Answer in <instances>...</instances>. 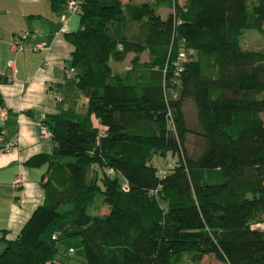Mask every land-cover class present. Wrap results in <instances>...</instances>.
Wrapping results in <instances>:
<instances>
[{
	"label": "trees",
	"instance_id": "trees-1",
	"mask_svg": "<svg viewBox=\"0 0 264 264\" xmlns=\"http://www.w3.org/2000/svg\"><path fill=\"white\" fill-rule=\"evenodd\" d=\"M75 14L68 82L86 102L45 117L55 149L27 161L48 166L44 201L0 264H71L60 222L81 264H264V48L240 42L264 39V0H80ZM89 163L102 176L87 183Z\"/></svg>",
	"mask_w": 264,
	"mask_h": 264
},
{
	"label": "crops",
	"instance_id": "crops-1",
	"mask_svg": "<svg viewBox=\"0 0 264 264\" xmlns=\"http://www.w3.org/2000/svg\"><path fill=\"white\" fill-rule=\"evenodd\" d=\"M54 2L0 0V107L8 110V118L0 122V251L4 248L3 238H15L44 201L42 183L48 166H31L27 161L36 155L52 154L55 142L52 136L40 135L38 117L56 114L74 100L86 102L65 78L66 69L72 66L73 50L65 34L80 27L79 15L65 4L53 7ZM121 27L118 23L117 34ZM25 30H37L38 34L25 42L24 50L12 51V41ZM34 42L43 43L44 48L28 49ZM143 55L141 61H147V55L142 60ZM133 57L129 53L124 61H111L113 70L126 74ZM53 92L62 97L61 102L52 98ZM11 141L15 145L5 150L4 144ZM18 176L22 182L15 187L13 181Z\"/></svg>",
	"mask_w": 264,
	"mask_h": 264
},
{
	"label": "rangeland",
	"instance_id": "rangeland-1",
	"mask_svg": "<svg viewBox=\"0 0 264 264\" xmlns=\"http://www.w3.org/2000/svg\"><path fill=\"white\" fill-rule=\"evenodd\" d=\"M125 8V7H124ZM169 12H173L169 10ZM160 14L162 17L167 16L166 10H161ZM264 26V25H263ZM120 33V32H119ZM118 33V34H119ZM120 35V34H119ZM240 42L244 49H250V50H259L264 48V39L261 36V34L256 30H245L241 36H240ZM146 59V55H143L142 60ZM123 66V65H122ZM78 105H81L82 102H77ZM175 161L178 163V158L176 156L168 157L165 159V161ZM159 160L154 161L155 166H157V162ZM84 180L85 182L89 183L92 178L97 175L99 178H101L102 173L100 171H95L92 164H87L84 169ZM93 214H102L106 212L105 206L100 202V200H97L94 204V206L91 208V211ZM63 224L64 222H60L58 225L52 227L51 231L56 232L59 235V240L57 242L58 247V253L57 257L65 262H69L71 264H81L82 261H84V252L81 247L80 238L78 236L73 237H65L63 235ZM73 247L75 249V252L73 254L68 253V248Z\"/></svg>",
	"mask_w": 264,
	"mask_h": 264
},
{
	"label": "built area",
	"instance_id": "built-area-1",
	"mask_svg": "<svg viewBox=\"0 0 264 264\" xmlns=\"http://www.w3.org/2000/svg\"><path fill=\"white\" fill-rule=\"evenodd\" d=\"M79 4H80V0H68L67 2V8L69 11H71L72 13H77L78 12V8H79ZM38 34L37 30H25L21 33L20 36L16 37L11 45L10 48L12 51L18 52V51H22L25 49V42L29 39V38H33ZM44 48V44L41 42H34L32 45H30L28 47V49L36 51V50H41ZM185 59V51L184 48L180 49L178 56H177V62L176 65L178 64L179 66H181L178 69V72L180 70H182V62ZM10 65H12V62H10ZM177 74V73H176ZM65 78L66 80H75L77 78L76 76V70L74 67L70 66L66 69L65 72ZM52 98L57 102H61L62 101V97L60 95H58L56 92L52 93ZM8 118V110L6 108H2L0 107V122L3 123L6 119ZM38 124H39V132L40 135L42 137H49L51 136V131L48 127V125L45 123V116L44 114H41L38 117ZM0 141H2V133H0ZM15 145L14 141L11 142H6L4 144V149L8 150L11 149L13 146ZM160 172L162 174L165 173V169H161ZM110 173H112V170H110ZM22 182V178L20 176L16 177L13 181V184L15 187L19 186V184ZM255 228H258L259 230L264 231V222L262 223H257L254 225ZM55 237H52V239H54ZM69 251L72 253L74 252L73 248H69Z\"/></svg>",
	"mask_w": 264,
	"mask_h": 264
}]
</instances>
